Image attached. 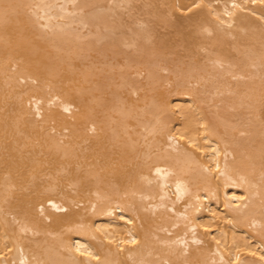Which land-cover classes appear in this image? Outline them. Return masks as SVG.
Returning <instances> with one entry per match:
<instances>
[{
  "label": "bare ground",
  "instance_id": "1",
  "mask_svg": "<svg viewBox=\"0 0 264 264\" xmlns=\"http://www.w3.org/2000/svg\"><path fill=\"white\" fill-rule=\"evenodd\" d=\"M0 264H264V0H0Z\"/></svg>",
  "mask_w": 264,
  "mask_h": 264
},
{
  "label": "rangeland",
  "instance_id": "2",
  "mask_svg": "<svg viewBox=\"0 0 264 264\" xmlns=\"http://www.w3.org/2000/svg\"><path fill=\"white\" fill-rule=\"evenodd\" d=\"M163 33H167L166 31L162 30ZM170 32L172 33L170 36L171 37H175V30L174 29H171Z\"/></svg>",
  "mask_w": 264,
  "mask_h": 264
}]
</instances>
